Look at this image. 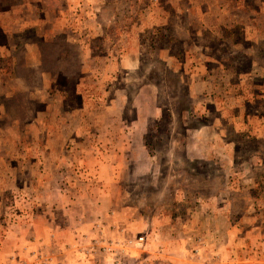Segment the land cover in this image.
Returning <instances> with one entry per match:
<instances>
[{
    "label": "rangeland",
    "instance_id": "obj_1",
    "mask_svg": "<svg viewBox=\"0 0 264 264\" xmlns=\"http://www.w3.org/2000/svg\"><path fill=\"white\" fill-rule=\"evenodd\" d=\"M26 2L0 0L45 17L0 79V264H200V235L140 225L199 198L264 236V0H75V42L73 0ZM95 202L109 224L47 228Z\"/></svg>",
    "mask_w": 264,
    "mask_h": 264
},
{
    "label": "crops",
    "instance_id": "obj_2",
    "mask_svg": "<svg viewBox=\"0 0 264 264\" xmlns=\"http://www.w3.org/2000/svg\"><path fill=\"white\" fill-rule=\"evenodd\" d=\"M28 2H26V4H29ZM74 2L75 0H73V7L71 4H68L67 14L64 13L59 17V32L64 34L62 35L64 36V41L70 40L75 42V38L79 39L82 34V28L79 26V23L82 21L80 19L79 13H77V10L75 9L76 5ZM43 4L45 5V3ZM19 5L20 4L13 5L9 8V10L2 11L3 13L1 12L0 14V32L6 36L5 43H0V79H6L5 86L8 87L15 84V78H6V71L9 70L7 65H11L12 63H17L20 61L16 56L19 44L15 40H11V37L13 36L15 39L19 38L21 32L27 28L35 27L34 30L38 31L40 26L43 24L42 22H45V17H43V15L37 20L20 19L18 15L15 14ZM95 17H89L88 20L94 22ZM145 21L151 23L154 26H158L162 24L161 22H163V19H160L156 16L151 19L148 14L144 17V20L141 18L138 19V22L141 23H145ZM40 36L42 38L45 37V35L41 33ZM70 36H74L72 38L73 40L66 38H70ZM24 47L26 53L30 51L31 47L30 45L28 47V43H24ZM9 59L11 61H9ZM29 67H32L31 64ZM87 194L91 196V193L87 192ZM197 201L199 202V208H190L187 212V216L179 221H171L169 224L163 225L156 219H152V221L149 219L150 222L143 220L140 225L143 226L144 229L145 226L148 227L151 224L153 231H160L161 229L168 228L169 232L171 231L169 233L170 240L173 238L178 243V245L180 243H187L188 245L192 246L193 237L200 235L204 245L201 251L202 253L200 254L202 255L199 259L200 264H264V236L262 234H258L261 226L253 223V218H251V221H249L250 223L248 227H245L242 225L243 220H241L240 217L239 221H232L230 214L227 213V210L230 209L228 204H216L213 206V199L201 200L199 198ZM97 204L98 203L95 202L90 209L88 208L81 210L78 208L77 211L76 209L74 211H70V215H68L66 222L63 223V220H61L62 223L50 222L51 224L49 223V227L47 228L63 230L64 227H66L67 231H70L71 229L76 230L89 227L90 225H103V222L105 224H109V221L107 222L106 216L108 217L110 212L107 210V207L98 206ZM250 207L251 206H248L247 208ZM240 211L237 213L241 214ZM175 234H177V236H175ZM179 236L182 238V241H177L176 238ZM58 260L59 264H65L63 257L60 256ZM68 264L111 263H96L92 260L89 261L86 259L74 258L73 260L69 261Z\"/></svg>",
    "mask_w": 264,
    "mask_h": 264
},
{
    "label": "built area",
    "instance_id": "obj_3",
    "mask_svg": "<svg viewBox=\"0 0 264 264\" xmlns=\"http://www.w3.org/2000/svg\"><path fill=\"white\" fill-rule=\"evenodd\" d=\"M142 237L140 236V237H138V243L140 242V241H142Z\"/></svg>",
    "mask_w": 264,
    "mask_h": 264
}]
</instances>
